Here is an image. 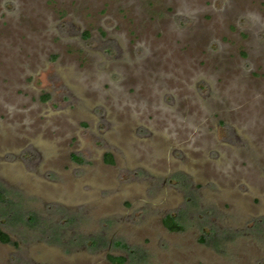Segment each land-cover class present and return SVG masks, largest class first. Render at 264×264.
<instances>
[{
  "label": "rangeland",
  "instance_id": "rangeland-1",
  "mask_svg": "<svg viewBox=\"0 0 264 264\" xmlns=\"http://www.w3.org/2000/svg\"><path fill=\"white\" fill-rule=\"evenodd\" d=\"M0 230V264H264V0H0Z\"/></svg>",
  "mask_w": 264,
  "mask_h": 264
},
{
  "label": "trees",
  "instance_id": "trees-1",
  "mask_svg": "<svg viewBox=\"0 0 264 264\" xmlns=\"http://www.w3.org/2000/svg\"><path fill=\"white\" fill-rule=\"evenodd\" d=\"M74 160H76L79 163H82V159L79 157H74ZM106 162L108 163H113V157L110 154H107L105 157ZM163 224L164 226L173 232L181 231L183 227L176 221V219L172 216H167L166 218L163 219ZM0 242L2 243H9L10 242V237L2 232L0 230ZM109 261L112 264H123L125 262V259L123 257H113L109 256Z\"/></svg>",
  "mask_w": 264,
  "mask_h": 264
}]
</instances>
